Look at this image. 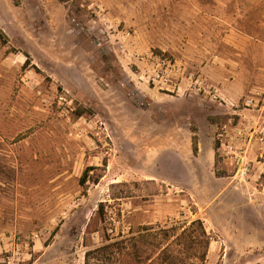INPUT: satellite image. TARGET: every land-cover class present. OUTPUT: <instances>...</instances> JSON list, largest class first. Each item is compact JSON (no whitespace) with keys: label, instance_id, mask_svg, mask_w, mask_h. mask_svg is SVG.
<instances>
[{"label":"rangeland","instance_id":"374dc122","mask_svg":"<svg viewBox=\"0 0 264 264\" xmlns=\"http://www.w3.org/2000/svg\"><path fill=\"white\" fill-rule=\"evenodd\" d=\"M0 30V264H85L108 235L196 219L206 258L194 224L174 264H264V175L234 179L219 137L264 126V0H0Z\"/></svg>","mask_w":264,"mask_h":264},{"label":"trees","instance_id":"16d2710c","mask_svg":"<svg viewBox=\"0 0 264 264\" xmlns=\"http://www.w3.org/2000/svg\"><path fill=\"white\" fill-rule=\"evenodd\" d=\"M0 39L5 42L7 40L4 32L0 30ZM26 55L25 66L31 65V59ZM92 112L85 108H79L76 115L78 118L85 113ZM193 152L197 151V138L193 137ZM107 163L104 161L102 167L88 168L80 180V184L87 187L88 182L94 184L99 183L106 171ZM95 170L97 173L90 176V172ZM194 213H197V208H193ZM104 205L101 204L97 211V215L101 219H105ZM198 224L201 228V233L198 235L199 241L204 247V253L199 258L200 261L205 260L208 249L211 243V236L207 234L204 223L201 219H196L191 222L190 226L181 227L180 225L171 224L169 227H161L156 229L151 226H144L137 231L131 230L127 235L111 237L107 236L105 242L94 249H90L85 253V264H91L92 260L105 261L107 264H174L170 260V244L171 238H182L191 225ZM184 228V229H183ZM197 243V242H196Z\"/></svg>","mask_w":264,"mask_h":264},{"label":"built area","instance_id":"2783aa9c","mask_svg":"<svg viewBox=\"0 0 264 264\" xmlns=\"http://www.w3.org/2000/svg\"><path fill=\"white\" fill-rule=\"evenodd\" d=\"M158 62V66H166V70L163 71H154L152 73L153 77L151 78L153 81L169 79L170 73H172L175 69V62L162 60L161 58H154ZM195 85L197 88V93L201 94L202 92H206L211 101L217 102L220 105L225 103V100L218 94L217 90H209L205 88L204 80L202 78H198L195 81ZM213 92V93H212ZM246 107L255 106L253 99H247L244 102ZM221 141V149L225 155V157L231 159V161L235 164V174L234 179H238L240 181L246 180L253 171V160L251 157H255V161L260 166L257 170L258 178H261L264 175V160L260 161L257 157H262L264 159V126L256 127V126H245L244 128L235 127L234 131L226 132V134H219Z\"/></svg>","mask_w":264,"mask_h":264},{"label":"crops","instance_id":"0c3cea01","mask_svg":"<svg viewBox=\"0 0 264 264\" xmlns=\"http://www.w3.org/2000/svg\"><path fill=\"white\" fill-rule=\"evenodd\" d=\"M199 144H200V147H201V136H200V134H199ZM196 157V156H195ZM197 158V157H196ZM258 176V174H255V175H253L252 173H251V175L248 177L249 179H252V181L255 179V180H258L257 177ZM247 178V179H248ZM219 179H221V178H219ZM248 184V183H247ZM250 187V186H249ZM256 191L257 192H260V191H258L257 189H256ZM250 192H251V190H250ZM252 192H253V190H252ZM256 193V192H255Z\"/></svg>","mask_w":264,"mask_h":264}]
</instances>
